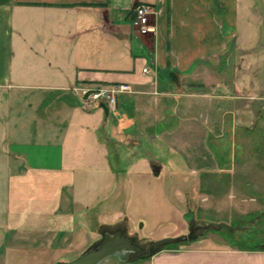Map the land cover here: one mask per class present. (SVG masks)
<instances>
[{"label": "crops", "instance_id": "obj_1", "mask_svg": "<svg viewBox=\"0 0 264 264\" xmlns=\"http://www.w3.org/2000/svg\"><path fill=\"white\" fill-rule=\"evenodd\" d=\"M139 5L154 10L147 35L133 26ZM252 37L255 45H248ZM261 50L264 0H0V148L6 158L0 170L7 178L0 254L9 236L14 243L5 257L7 264H67L71 256L96 249L112 233L101 237L104 226L122 225L137 235L135 227L143 224L127 205L118 210L121 220L101 222L98 208L73 198L72 190L99 193L93 180L102 175V185H113L110 179L116 172L118 182L110 193H130L134 185L125 180L128 171L140 178L146 156L152 171L156 166L162 171L164 166L153 153L161 145L176 144L173 131L181 123V128L190 129L197 109L192 98L215 95L218 110L226 116L231 112L227 81L238 55L236 94L243 88L238 82L244 80L243 65L251 63L250 101H242L246 96L241 93L235 112L240 124L239 113L243 116L251 106L250 128L244 126L251 130V157L244 150L240 158L226 161L252 162V169L236 170V177L251 179L242 192L257 194L252 200L260 202L264 195ZM145 68L149 74H144ZM213 81L217 85L208 89ZM113 84L133 89L119 98L115 112L105 106L87 110L74 90ZM209 105L202 120L211 126ZM226 116L220 121L224 138ZM214 161L217 157L204 169H212ZM140 184L137 193L142 191ZM255 203L250 207L256 205L259 212L245 217L263 231L264 203ZM179 235L185 236L182 230ZM237 236L226 237V244L209 240L185 245L188 239L177 248L139 257L150 264H264V234L250 236L255 237L252 245Z\"/></svg>", "mask_w": 264, "mask_h": 264}, {"label": "rangeland", "instance_id": "obj_2", "mask_svg": "<svg viewBox=\"0 0 264 264\" xmlns=\"http://www.w3.org/2000/svg\"><path fill=\"white\" fill-rule=\"evenodd\" d=\"M255 40L256 37H252L248 45H255ZM261 52H264V50H261ZM242 56L244 57V55ZM238 58L241 57L238 55L229 67L231 74H229L230 81H227L229 95L232 96L228 100L227 107L231 112L226 116L218 110L219 100H216L215 95L211 98L198 95L192 98L197 109L196 116L190 118L192 120L189 124L190 129L187 127L181 128V123L173 131L178 139L176 144L171 146L161 145L158 148V153H153L154 158L163 164L164 169L162 171L158 173L154 169L152 171L151 158L146 156V160L141 161L140 178L135 176L136 172L128 171V177L125 180L129 185H134L130 193L123 195L110 193L118 182L119 176L116 172L115 177L110 179L112 183L115 181L113 185H102L105 182L102 175L93 180L98 182L99 193L88 195L87 193H78L75 189L72 190L71 195L73 198L91 201L94 206L92 208H98V219L101 222L121 220L118 217V210L122 207V204L123 206L127 205L134 214H139L143 226L135 227L137 235L129 233L126 227L118 225L102 227L101 237L106 231L114 233L123 230L127 236L133 238L135 245L146 252L148 247L156 241L178 237L176 234L181 230L185 236L189 235L190 241H187L185 245L209 244V240H214L216 244H226L228 243L226 237L231 235L233 237L239 235L238 238L244 237L248 240L244 241V244L252 245L250 241L255 237L251 238L250 236L264 234L263 227L252 226L253 222L245 217L247 214L259 212L255 204L262 205L264 195H260L262 199L260 202L259 200H256L257 202L253 201L252 199L258 196L257 194L242 192L245 186H250L251 179L249 177L246 179L236 177V170L252 169V162L249 160L242 165L241 163L236 164L234 161H226V159L235 160L236 157L240 158L244 150L247 158L251 157V130L245 128L246 126L250 128L251 106H248L249 111L243 112V116L239 113L240 115L237 117L239 123L243 127L245 126V130L235 121L236 108L241 105V102H239L242 100V98H239L242 95L241 93L245 92L246 96L242 101H250L247 96H251L252 82L251 77L248 78L247 76L251 74V63L246 64L245 62V65H243L244 80L238 81L243 88L242 91L237 92L239 94H236L235 73L240 65V62L237 63ZM262 68H264V65ZM260 84L259 90H264V82H260ZM209 85L208 89L214 88L217 83L213 81ZM204 99H208V102ZM207 105L212 107L211 126L202 120ZM225 116L228 120V131L226 132L227 136L224 138L225 127H223V123L220 124V121H224ZM216 157L217 161L212 163V169H204L205 166L210 167V161L216 159ZM5 159V154H2L0 148V167H2ZM113 164L117 166L119 163L114 161ZM227 170L230 171L227 174L222 172H227ZM138 184L142 187L140 193L136 192ZM6 185L5 173L0 170V222L5 220L3 207L7 191ZM121 200H123V203H121ZM240 203H244V206H239ZM252 203H255V206L251 208ZM109 209H112L113 213L106 215L107 213L104 212ZM10 239L9 236L7 245L1 253L2 256H0V264H7L6 254L9 253L11 245L14 244ZM28 240L26 238L25 242H29ZM173 245L174 243L153 247L151 249L152 254ZM80 255L82 254L71 256L69 260L73 261ZM103 264L150 263L148 259L140 258L136 253H132L127 261H121L118 257H111L105 260Z\"/></svg>", "mask_w": 264, "mask_h": 264}, {"label": "built area", "instance_id": "obj_3", "mask_svg": "<svg viewBox=\"0 0 264 264\" xmlns=\"http://www.w3.org/2000/svg\"><path fill=\"white\" fill-rule=\"evenodd\" d=\"M153 14L154 10L151 6L139 5L135 7L133 26L141 35H147L151 32V17ZM143 72L144 74H149L150 70L145 68ZM74 90L87 110L105 106L113 112L117 111L119 98L133 92L129 84H113L99 87L83 85L74 88Z\"/></svg>", "mask_w": 264, "mask_h": 264}, {"label": "water", "instance_id": "obj_4", "mask_svg": "<svg viewBox=\"0 0 264 264\" xmlns=\"http://www.w3.org/2000/svg\"><path fill=\"white\" fill-rule=\"evenodd\" d=\"M160 169L161 167L159 166L154 167L156 173H158ZM188 239L189 236L165 238L151 244L145 252L139 246L135 245L132 239L123 236L121 232L115 234L107 233L102 243L96 249L85 253L81 257L67 264H103L105 260L111 257H118L121 261H127L132 253L146 257L152 255L151 249L153 247L179 243L187 241Z\"/></svg>", "mask_w": 264, "mask_h": 264}, {"label": "trees", "instance_id": "obj_5", "mask_svg": "<svg viewBox=\"0 0 264 264\" xmlns=\"http://www.w3.org/2000/svg\"><path fill=\"white\" fill-rule=\"evenodd\" d=\"M182 244L183 243H178V244L174 243V245L172 247H167V248H177V247L181 246Z\"/></svg>", "mask_w": 264, "mask_h": 264}]
</instances>
